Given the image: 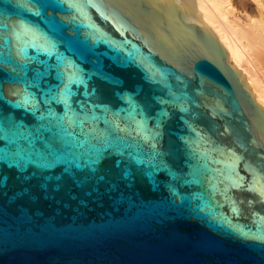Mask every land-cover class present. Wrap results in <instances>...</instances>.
<instances>
[{
  "label": "water",
  "instance_id": "95a60500",
  "mask_svg": "<svg viewBox=\"0 0 264 264\" xmlns=\"http://www.w3.org/2000/svg\"><path fill=\"white\" fill-rule=\"evenodd\" d=\"M0 264H264V107L194 0H0Z\"/></svg>",
  "mask_w": 264,
  "mask_h": 264
},
{
  "label": "bare ground",
  "instance_id": "6f19581e",
  "mask_svg": "<svg viewBox=\"0 0 264 264\" xmlns=\"http://www.w3.org/2000/svg\"><path fill=\"white\" fill-rule=\"evenodd\" d=\"M264 107V0H194Z\"/></svg>",
  "mask_w": 264,
  "mask_h": 264
}]
</instances>
